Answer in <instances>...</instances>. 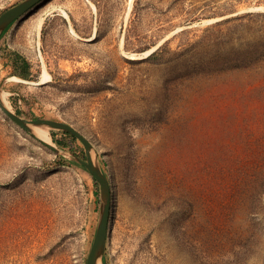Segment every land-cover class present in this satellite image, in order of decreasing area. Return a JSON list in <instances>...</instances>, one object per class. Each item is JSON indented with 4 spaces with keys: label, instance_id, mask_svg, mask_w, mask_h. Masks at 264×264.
<instances>
[{
    "label": "rangeland",
    "instance_id": "obj_1",
    "mask_svg": "<svg viewBox=\"0 0 264 264\" xmlns=\"http://www.w3.org/2000/svg\"><path fill=\"white\" fill-rule=\"evenodd\" d=\"M0 95L90 143L100 264H264V0H44L0 33ZM39 129L0 110V264H85L99 185Z\"/></svg>",
    "mask_w": 264,
    "mask_h": 264
},
{
    "label": "water",
    "instance_id": "obj_2",
    "mask_svg": "<svg viewBox=\"0 0 264 264\" xmlns=\"http://www.w3.org/2000/svg\"><path fill=\"white\" fill-rule=\"evenodd\" d=\"M42 1L44 0H24L0 13V33L8 25H10L12 22L24 15L29 10L33 9ZM153 51L154 50L150 51L147 56ZM0 110L11 122H13L16 126L23 129L24 131L31 132V129L33 127L39 126L46 127L52 130H59L72 135L83 145L85 151V160L79 158H76V160L97 182V184L99 185L100 193V209L97 227L92 244L85 260V264H100V259L102 257L106 242L107 222L110 208V191L104 175L102 174L98 166L92 161V158L90 156V143L82 134H80L76 129L66 123L46 119L24 120L20 118L12 111H10L6 107V105H4V102L1 99V95Z\"/></svg>",
    "mask_w": 264,
    "mask_h": 264
},
{
    "label": "bare ground",
    "instance_id": "obj_3",
    "mask_svg": "<svg viewBox=\"0 0 264 264\" xmlns=\"http://www.w3.org/2000/svg\"><path fill=\"white\" fill-rule=\"evenodd\" d=\"M63 15L65 16V17H67V15L65 14V13H63ZM89 39H92V38H89ZM148 52L149 51H146V52H144L143 54H142V57L144 56H146L147 54H148ZM139 56H141V55H139ZM133 57V56H132ZM41 83H45V82H47V81H49L50 80V76L46 73V71H43V73H42V76H41ZM2 99V98H1ZM4 105H5V103H4ZM39 128H46V127H33L32 129H31V132L33 133V134H35V136L38 138V139H40V140H42L43 142H46V143H49V141H50V136H49V131H47V130H45V129H39ZM47 129V128H46ZM109 187V186H108ZM110 198V197H109Z\"/></svg>",
    "mask_w": 264,
    "mask_h": 264
},
{
    "label": "trees",
    "instance_id": "obj_4",
    "mask_svg": "<svg viewBox=\"0 0 264 264\" xmlns=\"http://www.w3.org/2000/svg\"><path fill=\"white\" fill-rule=\"evenodd\" d=\"M28 75H29L28 65H27V63H25L23 71H22V73H20V76H22L23 78H26V77H28Z\"/></svg>",
    "mask_w": 264,
    "mask_h": 264
}]
</instances>
